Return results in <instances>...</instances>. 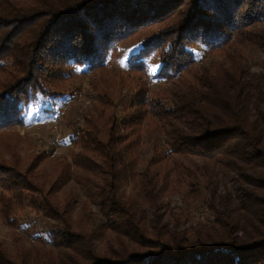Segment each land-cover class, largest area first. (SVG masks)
Instances as JSON below:
<instances>
[{"label":"trees","instance_id":"obj_1","mask_svg":"<svg viewBox=\"0 0 264 264\" xmlns=\"http://www.w3.org/2000/svg\"><path fill=\"white\" fill-rule=\"evenodd\" d=\"M27 1L20 6L0 0V67L8 63L16 67L12 83L0 90V116L9 120L0 129L14 125L12 121L23 122L25 112L38 101L52 103L56 96L73 99L71 92L49 85L55 79L104 66L110 53L139 31L145 36L124 70L151 75L148 69L155 61L154 75L165 80L178 77L193 64L202 47L224 51L232 46V36L236 43L252 42L264 52V30L249 29L264 22V0ZM154 26L157 29L152 30ZM229 62L228 67L209 66L196 73L186 88L164 99L162 104L167 107L154 110L152 102V113L166 126L163 141L167 147L166 152L154 148L143 170H136L140 122L126 135L111 118L103 136L94 124L90 138V132H83L81 140L86 139V144L82 149L89 150L100 165H90L89 156L87 168L77 160L72 164L81 170L76 177L84 182V173L97 171L94 175L100 183L88 192L100 198L94 201L96 205L107 206L106 213L101 208V219L111 217V230L123 238L121 260L116 264H264V87L245 67ZM127 115L126 124H132L143 112L133 105ZM177 157L200 159L194 168L180 165L191 178L188 191L195 196L205 192L202 201L211 218L180 228L179 215L171 211L174 222L170 227L160 224L159 213L153 211L146 224L142 205L151 202L156 207L161 188L173 174L170 161ZM69 164L61 168V182L71 172ZM214 176H219L217 181ZM221 179L230 182L232 190L220 193ZM129 181L136 189L125 195L122 185ZM20 190L33 189L23 184ZM21 191L16 196L27 200ZM37 193L41 205L35 197L25 204L43 206V216L58 222L49 229L51 237L52 232L67 228L69 212L54 207L42 190ZM95 228L91 235L73 237L82 259L75 264L92 261L89 254L97 238ZM5 254L0 249V255ZM48 264L67 263L53 259Z\"/></svg>","mask_w":264,"mask_h":264},{"label":"rangeland","instance_id":"obj_2","mask_svg":"<svg viewBox=\"0 0 264 264\" xmlns=\"http://www.w3.org/2000/svg\"><path fill=\"white\" fill-rule=\"evenodd\" d=\"M9 1L20 6L28 3L27 0ZM155 29L156 26L152 28ZM249 29L262 31L264 22L255 23ZM152 30L149 29L147 35ZM144 36L145 32L139 31L120 43L119 47L110 53L104 66L84 73H74L68 79H55L56 81L49 85L53 90L74 93L73 99L70 96H56L52 103L48 99L38 101L39 103L30 105L23 122L15 124L12 121L11 124L14 125L0 129V249L6 253L4 257L0 255V264H23L22 260H26V264H35V260L48 264L53 259L56 262L61 259L67 264H75V260L82 259L77 255L81 248L78 246V249L75 245L73 237H84L87 232L91 235L95 227L93 235H97V238H94L89 254L92 261L85 264L118 263L121 260L119 251L124 246L123 238L111 230V217L101 219V208L105 209L103 213H106L107 206L96 205L94 201H99L100 198L96 199V195L92 196L88 192H94L95 186L100 183L99 178L94 175L97 171L84 173V182L81 177H76L81 170H76L72 164L77 160L84 162L87 168L85 159L89 156L93 162L90 165H100V160L94 156L91 158L89 150L82 149L86 144V139L83 142L81 140L83 132H90L87 135L90 138L95 129L94 124L103 136V131L109 128L106 122L111 118L119 125V131L126 135L140 122L136 131L140 137L136 169L139 171L145 169L154 148L166 152L167 147L163 141V129L166 126L157 114L152 113V102L156 105L154 110L163 108L164 99H169L179 89L186 88L190 78L196 73L207 70L209 66L228 67L229 61L235 62L236 66L245 67L250 76L264 87V52L252 42L236 43L237 40L233 36L229 42L233 45L224 48V51L206 50L202 47L195 62L173 79L165 80L155 76V61L148 69L151 75L124 70L126 60L138 49ZM15 69L16 67L9 63L0 67V90L12 81V72ZM133 105L141 108L143 117H139L132 124H126V121L130 120L127 114L131 113ZM166 105L164 107H167ZM9 118L14 119L12 115ZM7 121V118L0 116V125L6 124ZM181 162L194 168L200 159L182 160L177 157L170 161L169 166L173 174L165 188H161V199L156 207L152 206L151 202L142 205L145 209L146 224L150 223L153 211L159 213L162 219L160 224L167 223L170 227L174 222L171 211L179 215L180 228L206 222L211 218L202 201L205 192L195 196L188 191L191 178L182 172ZM68 164L71 172L65 175V180L61 182V168L64 169ZM218 178L219 176L213 177L216 181ZM23 184L32 186L33 190L21 191ZM122 186L125 195H130L133 189H136V185L130 181ZM39 189L54 207L59 210L65 207L69 212L65 221L67 228H60L59 233L52 232L51 237L49 229L52 223L57 225L58 222L43 216V206L39 209L38 206L29 207L25 204L32 197L39 198L40 205L43 203L37 193ZM228 190H232L231 183L221 179L218 182V191L223 193ZM19 191L23 198L27 196V200H19L15 194ZM52 239L62 247L52 246ZM70 242L74 243L73 246L65 245Z\"/></svg>","mask_w":264,"mask_h":264},{"label":"built area","instance_id":"obj_3","mask_svg":"<svg viewBox=\"0 0 264 264\" xmlns=\"http://www.w3.org/2000/svg\"><path fill=\"white\" fill-rule=\"evenodd\" d=\"M72 96L74 97V93H72Z\"/></svg>","mask_w":264,"mask_h":264}]
</instances>
